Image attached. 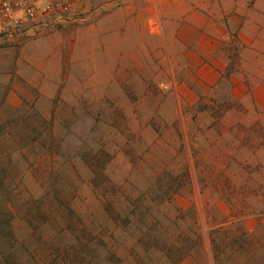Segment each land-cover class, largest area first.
<instances>
[{
	"label": "rangeland",
	"instance_id": "374dc122",
	"mask_svg": "<svg viewBox=\"0 0 264 264\" xmlns=\"http://www.w3.org/2000/svg\"><path fill=\"white\" fill-rule=\"evenodd\" d=\"M91 6L0 45V264H264V0L206 92L105 61Z\"/></svg>",
	"mask_w": 264,
	"mask_h": 264
},
{
	"label": "crops",
	"instance_id": "0c3cea01",
	"mask_svg": "<svg viewBox=\"0 0 264 264\" xmlns=\"http://www.w3.org/2000/svg\"><path fill=\"white\" fill-rule=\"evenodd\" d=\"M261 1L158 0L144 4L129 0L89 31L90 41L105 47L107 62H123L129 52L141 64L162 62L165 56L171 80L159 83L185 86L190 92L196 86L206 92L222 82L226 48L235 38L241 40Z\"/></svg>",
	"mask_w": 264,
	"mask_h": 264
},
{
	"label": "built area",
	"instance_id": "2783aa9c",
	"mask_svg": "<svg viewBox=\"0 0 264 264\" xmlns=\"http://www.w3.org/2000/svg\"><path fill=\"white\" fill-rule=\"evenodd\" d=\"M129 0H109L125 5ZM144 4L158 0H140ZM98 0H0V45L56 31L72 24L91 22L101 10L91 6Z\"/></svg>",
	"mask_w": 264,
	"mask_h": 264
}]
</instances>
